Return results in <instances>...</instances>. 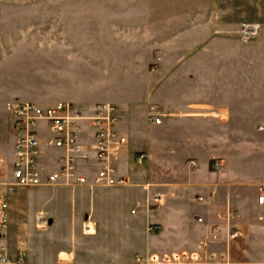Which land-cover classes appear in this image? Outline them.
Listing matches in <instances>:
<instances>
[{
  "label": "rangeland",
  "instance_id": "rangeland-1",
  "mask_svg": "<svg viewBox=\"0 0 264 264\" xmlns=\"http://www.w3.org/2000/svg\"><path fill=\"white\" fill-rule=\"evenodd\" d=\"M241 23L258 24V35L241 42ZM148 90L152 114L161 111L157 92L164 90L171 101L190 102L195 126L218 120L245 129L244 135L229 134L231 140L256 137L251 130L264 127V0H0V193L7 192L11 180V103L52 106L66 101L82 115L109 103L118 114V108L143 104ZM214 111L226 117L215 119ZM134 117L140 121L143 115ZM37 128L39 140L50 138L41 124ZM40 149L50 151L45 143ZM46 154L39 157L42 164L48 162ZM215 159L210 172L219 170L212 166ZM232 164L235 168V159ZM177 171L181 174L183 168ZM127 182V187L140 185ZM82 187L90 192L125 188ZM21 188L26 187L15 188L8 198ZM51 203V214L40 208L48 212V225L57 220L69 226L62 233L85 264L125 262L148 250V243L155 249L164 233L150 228L157 220L127 210L108 213L104 201L95 198L91 215L83 211L76 216L95 221L97 232L86 236L77 220L71 229L68 208L61 210L55 199ZM18 215V222L33 227V217ZM46 229H34L24 240L40 244L61 238L60 232L58 238ZM92 231L93 225H86V232Z\"/></svg>",
  "mask_w": 264,
  "mask_h": 264
},
{
  "label": "crops",
  "instance_id": "crops-1",
  "mask_svg": "<svg viewBox=\"0 0 264 264\" xmlns=\"http://www.w3.org/2000/svg\"><path fill=\"white\" fill-rule=\"evenodd\" d=\"M150 91L141 98L143 104L127 109L117 107V129L128 142L118 155L116 165L127 180L137 181L141 187L124 186L96 192L84 187L51 189L30 186L19 189L8 198V224L0 233V246L5 253L14 258L21 257V261L12 264H85V260H78L73 248L75 245L68 246L69 235L62 233L69 226L56 223L57 220L49 226L48 212L51 214V202L55 199L53 204L59 203L61 210L68 208L73 229L76 216L83 211L90 215L94 212L95 198L104 201L108 213L127 210L132 214L135 210L133 214L146 217L148 221L155 219L157 222L153 225H159L158 230L164 229L165 234L159 237L155 249L150 248L155 244L148 243V250L136 254L196 250L204 242L207 251L223 256L227 264H264V204L257 203V186L264 182V127L258 128L257 132L251 130L256 136L251 139L237 137L231 140L229 134L244 135L245 129L230 128L218 120L209 119L195 126L194 113L190 111L194 107L188 105L190 102L171 101L164 90L157 92V101L163 107L156 116L161 117L162 122L154 125L149 121L153 110L149 111L147 105L153 101ZM139 113L143 118L135 121L134 116ZM210 114L215 119L226 117L220 115V111ZM86 135L92 137L89 131ZM48 149V152L42 151L43 155L47 152L48 162L55 163L59 151ZM11 150L13 166V146ZM140 153H146L148 157L137 163L135 157ZM214 157L222 159L223 166L210 172L209 163ZM234 159L235 168L232 164ZM179 167L183 168L181 174L177 171ZM146 184L148 187L145 188ZM155 195H160L157 202L152 199ZM62 197L67 200H62ZM133 197L138 198L134 200ZM199 197L203 200H198ZM41 206L48 212L40 209ZM41 212L45 215L44 223L37 219ZM19 213L29 216L28 220L33 217L35 230L47 228L52 236L56 234L58 238L60 232L61 238L46 239L40 244L35 240H24L35 230L23 221L18 222ZM198 218L202 221L198 222ZM77 221L81 234L92 236L97 232L98 227L92 218H78ZM90 223L93 231L86 232V225ZM232 230H237L239 235L230 239L228 234ZM107 246L111 245H103ZM30 252H36V255L31 257ZM136 254L125 262L96 259V264H130Z\"/></svg>",
  "mask_w": 264,
  "mask_h": 264
},
{
  "label": "built area",
  "instance_id": "built-area-1",
  "mask_svg": "<svg viewBox=\"0 0 264 264\" xmlns=\"http://www.w3.org/2000/svg\"><path fill=\"white\" fill-rule=\"evenodd\" d=\"M258 32V24L241 23L238 36L241 42H247L255 38ZM8 111L12 122L14 161L11 180L5 185L7 192L0 193V233L8 224V194H13L17 187L52 186L74 189L82 186L123 187L128 184L116 165V159L128 140L117 129L118 118L113 105L100 103L87 115L74 110L72 104L66 101L56 102L52 106H40L32 102L11 103ZM149 121L159 125L162 119L151 113ZM40 124L41 131L50 134V138L45 141L38 138L40 131L37 126ZM87 131L92 133V137L86 135ZM44 143L47 148L59 151L55 163L42 164L39 161L42 154L40 146H44ZM147 157L146 153H140L136 155L135 161L142 163ZM222 163V159H215L212 166L218 169ZM257 190V203L262 205L264 182L257 186ZM152 199L157 202L160 195H155ZM198 200L203 198L199 197ZM138 206L139 204L136 205ZM44 216L42 212L38 213L37 219L41 222ZM197 221L201 222L202 218ZM150 228L158 230L160 226L152 225ZM238 235L237 230H232L228 237L233 239ZM206 248L202 242L196 250L163 254L139 253L130 264H227L223 256L209 252ZM18 261H21L20 256H9L0 246V264Z\"/></svg>",
  "mask_w": 264,
  "mask_h": 264
},
{
  "label": "bare ground",
  "instance_id": "bare-ground-1",
  "mask_svg": "<svg viewBox=\"0 0 264 264\" xmlns=\"http://www.w3.org/2000/svg\"><path fill=\"white\" fill-rule=\"evenodd\" d=\"M41 223H44V220H42Z\"/></svg>",
  "mask_w": 264,
  "mask_h": 264
}]
</instances>
